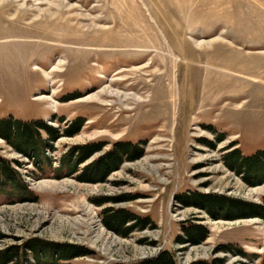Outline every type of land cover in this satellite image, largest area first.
I'll return each instance as SVG.
<instances>
[{
	"label": "rangeland",
	"instance_id": "rangeland-1",
	"mask_svg": "<svg viewBox=\"0 0 264 264\" xmlns=\"http://www.w3.org/2000/svg\"><path fill=\"white\" fill-rule=\"evenodd\" d=\"M26 1L0 3V120L80 126L31 157L0 137L25 188L0 195V263L15 247L17 264H130L163 251L175 264H264V219L238 217L264 203V178L226 163L236 149L264 152V0ZM105 87L120 93L86 99ZM124 142L142 156L98 162ZM91 144L100 150L81 159L76 148ZM192 194L214 200H179ZM105 208L150 223L131 221L122 237L103 224ZM195 225L204 241H178ZM56 246L80 255L56 257Z\"/></svg>",
	"mask_w": 264,
	"mask_h": 264
},
{
	"label": "trees",
	"instance_id": "trees-1",
	"mask_svg": "<svg viewBox=\"0 0 264 264\" xmlns=\"http://www.w3.org/2000/svg\"><path fill=\"white\" fill-rule=\"evenodd\" d=\"M60 121L64 122L62 118ZM79 126L80 123L70 124V126L67 125L65 129L61 130L58 128L50 127L44 121H37L30 124L12 119L0 120V137L5 139L9 143H12L18 152H21L22 154L31 157L36 150H39V145H42L43 142L46 141L52 142L64 135L72 136L76 132V130H78ZM41 131H44L46 133L47 135L46 139H43L41 137L40 134ZM133 145L134 144L131 142H124L118 144L116 149L111 151L109 154L102 156L98 160V162L104 164V161H108L107 165H110V167L115 168V166H117L122 161V158H124L125 160L126 159L133 160L142 156L143 153L142 149H138ZM100 146H101L100 144L99 145L91 144L76 149L81 150V159H82V157L86 156V154H93L96 151L100 150ZM236 150L228 154L226 159L227 166L235 172L243 170V172L240 173H242V175H244L245 173L246 177H253L255 179L264 178V175H259V172L263 170L264 167V152H260L258 154L259 157L256 159H258L260 163L257 164L255 162L256 159H248L246 157L240 158ZM10 166L11 165L9 164V162H6L5 159L0 156V195H4V196L22 195L23 194L22 192H24L25 188L21 182L20 175L15 169L11 168ZM79 179L82 180L84 178L80 176ZM12 181L14 182L15 185L13 184ZM8 183L12 185L11 189H8L7 187ZM127 199L128 198L126 197H122V200H127ZM103 200L104 199H99L97 200V202H103ZM179 200L186 205L194 204L197 206L205 207L207 209L205 204L203 206V202L205 201L208 204V202H211L214 199L211 198L210 201L209 196L192 194L189 196L188 195L180 196ZM197 200H200L201 202H198ZM245 207L247 208H243L240 210L244 212L239 213L241 216L238 217H260L264 219V203L258 205L248 204L245 205ZM229 210L227 209V211ZM208 211L209 213L211 212L209 209ZM238 217H234L231 215L230 219H235ZM131 221L138 222L141 226H145L146 224L150 223L148 219H141L129 211L122 209L114 210L112 208H105L103 224L106 227L117 232L120 236L122 237L127 236L128 233L131 232V230L134 227H137L139 225L138 223H137L138 225L128 224ZM183 231L185 234L184 236H179L177 238L178 241L179 240L188 241L193 244H199L202 241H204L208 236L207 230L201 225L191 226L185 228ZM26 247H28L29 251L36 254L37 249L35 246L27 244ZM223 248L231 249V246L230 245L228 247L223 246ZM14 249L15 247H9L4 251V259L0 264H9L10 262H12L13 264H17L16 262L14 263V258H16V256H14V252H12V250ZM53 249L56 252V257H60V258H67L72 254L80 255V251L76 252L75 250H69V248H66L64 246H56ZM239 252L240 254H243L241 251ZM217 262H221V260L214 259L210 264H216ZM130 264H175V258L168 251H163L160 252L158 255L154 256L153 258L146 257L143 260H140L138 262H133ZM195 264H208V263L201 260L195 262Z\"/></svg>",
	"mask_w": 264,
	"mask_h": 264
},
{
	"label": "bare ground",
	"instance_id": "bare-ground-1",
	"mask_svg": "<svg viewBox=\"0 0 264 264\" xmlns=\"http://www.w3.org/2000/svg\"><path fill=\"white\" fill-rule=\"evenodd\" d=\"M1 2H13L14 4H16V6L18 7V9L20 8V7H24L25 5H26V0H0V3ZM47 4H48V7L47 8H50L49 6H52V5H54V6H56V8H60V3L59 4H57L56 2H47ZM64 4V3H63ZM27 6V5H26ZM47 8H39V7H36V9L38 10V14L36 15V16H40L41 14H45V13H49V9H47ZM59 12V11H58ZM55 13H51V14H49V16H52V15H54ZM85 15V14H84ZM79 16V15H78ZM92 22V21H91ZM90 22V26H88V27H91V26H93V24L94 23H91ZM94 22V21H93ZM80 24V23H79ZM85 27V26H84ZM62 62H64L61 58L60 59H58L57 60V63L54 65V66H52V68H51V70H56V72L57 71H60L61 69H60V66H61V63ZM43 73L46 75V77H48L50 80L52 79V77L50 76V73H48V71H45V70H43ZM53 82V81H52ZM51 86H53V84L51 83ZM103 91H106V92H108V93H111V94H115V95H118L120 92L119 91H117V90H113V89H110L109 87H105V88H102L101 90H99L97 93H95V94H92L91 96H88L86 99H96V100H99V101H101L102 103H105V100H102V99H100V93H102ZM206 93V92H205ZM123 96H125L126 97V94H123ZM49 100H51V101H53L52 99H50V98H48ZM54 102V101H53ZM146 160V159H145ZM57 184L58 183H56V182H53V183H51V185H50V183L48 182V181H42V182H38V185H39V187H41V188H44V187H46V186H50V187H52V188H56L57 187Z\"/></svg>",
	"mask_w": 264,
	"mask_h": 264
}]
</instances>
